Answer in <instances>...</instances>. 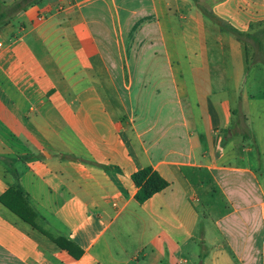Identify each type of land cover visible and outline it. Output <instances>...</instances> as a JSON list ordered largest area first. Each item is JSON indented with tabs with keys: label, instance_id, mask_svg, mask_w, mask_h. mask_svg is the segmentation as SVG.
<instances>
[{
	"label": "crops",
	"instance_id": "1",
	"mask_svg": "<svg viewBox=\"0 0 264 264\" xmlns=\"http://www.w3.org/2000/svg\"><path fill=\"white\" fill-rule=\"evenodd\" d=\"M204 2L44 0L0 25V198L21 189L37 227L0 202V264H264V73L222 25L257 32L264 0ZM147 167L168 187L139 204Z\"/></svg>",
	"mask_w": 264,
	"mask_h": 264
},
{
	"label": "trees",
	"instance_id": "2",
	"mask_svg": "<svg viewBox=\"0 0 264 264\" xmlns=\"http://www.w3.org/2000/svg\"><path fill=\"white\" fill-rule=\"evenodd\" d=\"M44 0H32L25 6H20L19 3L13 6L12 10L0 13V17L4 18L5 14L8 16L19 13L35 4H39ZM222 25L229 31L238 41L246 42L247 39H252L260 46V38L264 36V27L259 29L253 34H243L228 26L227 24ZM248 64V60L246 61ZM131 180L135 185L137 191L134 199L137 203L142 204L150 199L156 193L163 191L168 187V183L151 167L140 169L134 172L131 176ZM11 200L12 202H10ZM0 202L7 207L11 212L21 218L24 222L30 224L33 228H36L35 223L31 218L33 214L27 205L26 199L21 189L9 188L7 194L0 198ZM29 215V217H28ZM61 250L66 251L74 259H78L82 255V250L72 241L65 238L51 239Z\"/></svg>",
	"mask_w": 264,
	"mask_h": 264
},
{
	"label": "rangeland",
	"instance_id": "3",
	"mask_svg": "<svg viewBox=\"0 0 264 264\" xmlns=\"http://www.w3.org/2000/svg\"><path fill=\"white\" fill-rule=\"evenodd\" d=\"M31 1L32 0H0V13L7 12V10L9 9L12 10L13 6L17 3H19L20 6H25L28 2ZM196 1L207 5L204 0ZM14 16L15 14L11 16L5 14L4 18L0 17V25L10 22ZM243 44L246 46L249 68L256 66V68H258L260 72L264 73V36L260 38V46L252 39H247ZM201 261L202 260H199L197 264H199Z\"/></svg>",
	"mask_w": 264,
	"mask_h": 264
},
{
	"label": "water",
	"instance_id": "4",
	"mask_svg": "<svg viewBox=\"0 0 264 264\" xmlns=\"http://www.w3.org/2000/svg\"><path fill=\"white\" fill-rule=\"evenodd\" d=\"M200 264H202V263L200 262Z\"/></svg>",
	"mask_w": 264,
	"mask_h": 264
}]
</instances>
